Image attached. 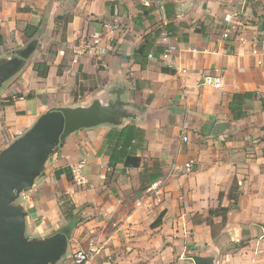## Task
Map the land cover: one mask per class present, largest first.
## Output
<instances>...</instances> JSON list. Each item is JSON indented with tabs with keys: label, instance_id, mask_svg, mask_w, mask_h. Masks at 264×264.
<instances>
[{
	"label": "crops",
	"instance_id": "1",
	"mask_svg": "<svg viewBox=\"0 0 264 264\" xmlns=\"http://www.w3.org/2000/svg\"><path fill=\"white\" fill-rule=\"evenodd\" d=\"M165 25L172 58L161 59L158 35L152 57H136ZM97 36L104 54L91 50ZM0 37L4 58L38 41L0 89V150L51 108L117 93L135 115L68 136L24 196L29 238L71 227L57 264H73L77 251L89 254L86 264H264V0H0ZM38 62L49 66L44 79ZM230 106L244 116L234 119ZM217 123L227 126L214 133ZM125 126L142 132L130 143L136 168L119 156ZM80 163L82 186L69 169ZM61 196L74 205L69 220Z\"/></svg>",
	"mask_w": 264,
	"mask_h": 264
},
{
	"label": "water",
	"instance_id": "2",
	"mask_svg": "<svg viewBox=\"0 0 264 264\" xmlns=\"http://www.w3.org/2000/svg\"><path fill=\"white\" fill-rule=\"evenodd\" d=\"M37 44L36 39L31 40L16 55L0 59V89L21 70ZM115 96L107 103L95 99L88 105L48 109L0 150V264H57L65 256L67 233L45 238L27 236L28 213L23 198L68 136L102 124L117 127L125 120L134 121L135 115L126 110L120 94ZM226 126L217 123L214 133ZM191 260L194 264H212V258L193 256Z\"/></svg>",
	"mask_w": 264,
	"mask_h": 264
},
{
	"label": "trees",
	"instance_id": "3",
	"mask_svg": "<svg viewBox=\"0 0 264 264\" xmlns=\"http://www.w3.org/2000/svg\"><path fill=\"white\" fill-rule=\"evenodd\" d=\"M55 21H56V23L63 22L64 24H66L68 19H65L64 16H60V17H57ZM63 28H64V25H63ZM163 28L172 34L168 25H165ZM159 32H160V30L156 31L153 35H148L144 38L143 43L141 44V46L139 47V49L137 50V52L135 54L136 57L138 55V56H141L143 58H146L147 55L152 53V49L154 46V39H156V37H155L156 35H159ZM1 44L2 43H1V37H0V45ZM32 68H33L34 72L36 73L37 77L41 78V79H44L47 76L48 70H49V66L45 62L35 63V64H33ZM18 97H20V96H18ZM251 97H252V94L235 95L232 97V101L236 100L238 102L240 99L244 100V99H248ZM260 101H261L262 107L264 109V98L261 97ZM230 111H231L234 119H239L242 116H244V114H241V113L235 114V109L233 108V106H230ZM141 135H142L141 130L137 129L134 126L122 127L118 133V141H117L118 145L117 146H120L119 156L121 158H123V163H124L125 168H136L140 164V159L133 152V147L130 143L133 139L141 137ZM108 142H109V136L106 138V144ZM58 204H59V208H60L62 215L66 219L69 220L72 217L73 211H74V205L72 204L70 199L67 196H61L58 200ZM222 211H224V210H222ZM159 222H160V220L158 219V221H156L155 223L158 224ZM70 229H71V227L67 226L64 228V231L66 233H69Z\"/></svg>",
	"mask_w": 264,
	"mask_h": 264
},
{
	"label": "built area",
	"instance_id": "4",
	"mask_svg": "<svg viewBox=\"0 0 264 264\" xmlns=\"http://www.w3.org/2000/svg\"><path fill=\"white\" fill-rule=\"evenodd\" d=\"M109 29H116V25L108 27ZM228 32H225L223 34L224 38H227ZM158 42L161 48L160 57L163 60L171 59L172 55L176 51L177 47L176 44L172 42V34L167 31L164 28L160 29L159 35H158ZM91 50H94V52H98L99 54H104L105 49L103 48L101 44V38L99 36L94 37L91 43ZM256 53V52H255ZM149 57H152V53L148 55ZM204 83L206 85L212 86L214 88L220 87V78L219 77H208L204 80ZM184 141H186V137L183 138ZM263 162H264V154H263ZM82 168L83 164H76V165H70V174L72 177L73 182L76 185L82 186L85 185L87 180L82 174ZM191 168L190 164L185 165V169L188 171ZM160 184L157 182L151 186V189L156 190ZM89 260V254L84 251H77L72 256V262L73 264H86ZM100 264H116L112 258H107Z\"/></svg>",
	"mask_w": 264,
	"mask_h": 264
},
{
	"label": "rangeland",
	"instance_id": "5",
	"mask_svg": "<svg viewBox=\"0 0 264 264\" xmlns=\"http://www.w3.org/2000/svg\"><path fill=\"white\" fill-rule=\"evenodd\" d=\"M8 51V50H7ZM7 51H3L2 53H4L5 55H6V52ZM5 56L4 55H2V54H0V59H2V58H4Z\"/></svg>",
	"mask_w": 264,
	"mask_h": 264
}]
</instances>
